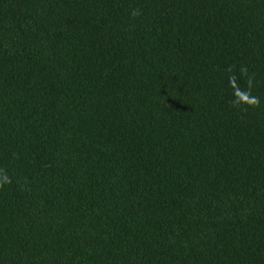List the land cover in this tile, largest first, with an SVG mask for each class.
<instances>
[{
    "label": "trees",
    "instance_id": "1",
    "mask_svg": "<svg viewBox=\"0 0 264 264\" xmlns=\"http://www.w3.org/2000/svg\"><path fill=\"white\" fill-rule=\"evenodd\" d=\"M0 264H264V0H0Z\"/></svg>",
    "mask_w": 264,
    "mask_h": 264
}]
</instances>
